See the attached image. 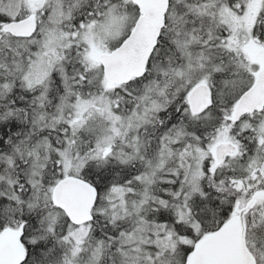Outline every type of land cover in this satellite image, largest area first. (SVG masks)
Returning a JSON list of instances; mask_svg holds the SVG:
<instances>
[{"label": "snow or ice", "instance_id": "6c2138e0", "mask_svg": "<svg viewBox=\"0 0 264 264\" xmlns=\"http://www.w3.org/2000/svg\"><path fill=\"white\" fill-rule=\"evenodd\" d=\"M0 264H264V0H0Z\"/></svg>", "mask_w": 264, "mask_h": 264}]
</instances>
